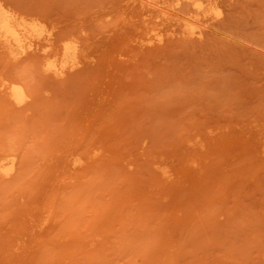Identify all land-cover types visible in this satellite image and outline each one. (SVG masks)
Masks as SVG:
<instances>
[{"label": "rangeland", "instance_id": "1", "mask_svg": "<svg viewBox=\"0 0 264 264\" xmlns=\"http://www.w3.org/2000/svg\"><path fill=\"white\" fill-rule=\"evenodd\" d=\"M0 7V264H264V0Z\"/></svg>", "mask_w": 264, "mask_h": 264}, {"label": "bare ground", "instance_id": "2", "mask_svg": "<svg viewBox=\"0 0 264 264\" xmlns=\"http://www.w3.org/2000/svg\"><path fill=\"white\" fill-rule=\"evenodd\" d=\"M13 24H14V21L12 17L0 7V30L1 32L14 36L15 35L14 26L15 25Z\"/></svg>", "mask_w": 264, "mask_h": 264}]
</instances>
